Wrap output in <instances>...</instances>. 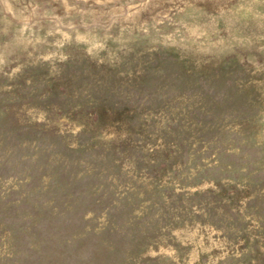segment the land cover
<instances>
[{
    "label": "rangeland",
    "instance_id": "374dc122",
    "mask_svg": "<svg viewBox=\"0 0 264 264\" xmlns=\"http://www.w3.org/2000/svg\"><path fill=\"white\" fill-rule=\"evenodd\" d=\"M0 264H264V0H0Z\"/></svg>",
    "mask_w": 264,
    "mask_h": 264
}]
</instances>
